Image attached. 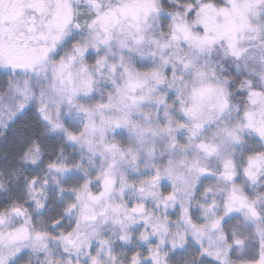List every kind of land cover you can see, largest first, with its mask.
Wrapping results in <instances>:
<instances>
[{
	"label": "snow or ice",
	"instance_id": "6c2138e0",
	"mask_svg": "<svg viewBox=\"0 0 264 264\" xmlns=\"http://www.w3.org/2000/svg\"><path fill=\"white\" fill-rule=\"evenodd\" d=\"M0 264H264V0H0Z\"/></svg>",
	"mask_w": 264,
	"mask_h": 264
}]
</instances>
